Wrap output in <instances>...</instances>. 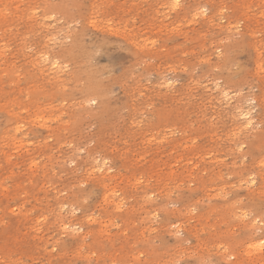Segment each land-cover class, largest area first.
Listing matches in <instances>:
<instances>
[{"label":"rangeland","instance_id":"rangeland-1","mask_svg":"<svg viewBox=\"0 0 264 264\" xmlns=\"http://www.w3.org/2000/svg\"><path fill=\"white\" fill-rule=\"evenodd\" d=\"M0 264H264V0H0Z\"/></svg>","mask_w":264,"mask_h":264},{"label":"bare ground","instance_id":"bare-ground-1","mask_svg":"<svg viewBox=\"0 0 264 264\" xmlns=\"http://www.w3.org/2000/svg\"><path fill=\"white\" fill-rule=\"evenodd\" d=\"M46 59L44 58V61H45ZM54 63V62H53ZM52 63V64H53ZM55 65V64H54ZM56 66V65H55ZM225 97V96H224ZM252 100V99H251ZM228 102V101H227ZM230 102V101H229ZM18 107V106H17ZM240 109V108H239ZM251 112V111H250ZM239 116V115H238ZM240 116L244 119V121H245V124L246 125H249L250 126V124H251V118H250V116H249V112H242V113H240ZM239 116V117H240ZM239 119V118H238ZM245 125V126H246ZM102 166V165H101ZM108 171V170H107ZM105 173H106V170H105ZM103 177V176H102ZM71 207V206H70ZM74 207V206H73ZM57 211H59V210H57ZM61 212V211H60ZM57 213V212H56ZM75 214V213H74ZM56 215V214H55ZM81 219V218H80ZM62 227H63V225H61ZM69 233V232H68ZM138 259V258H137Z\"/></svg>","mask_w":264,"mask_h":264}]
</instances>
